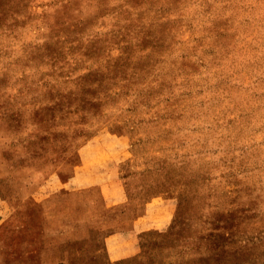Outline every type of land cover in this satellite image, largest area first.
<instances>
[{
	"label": "rangeland",
	"instance_id": "1",
	"mask_svg": "<svg viewBox=\"0 0 264 264\" xmlns=\"http://www.w3.org/2000/svg\"><path fill=\"white\" fill-rule=\"evenodd\" d=\"M0 264H264V0H0Z\"/></svg>",
	"mask_w": 264,
	"mask_h": 264
}]
</instances>
